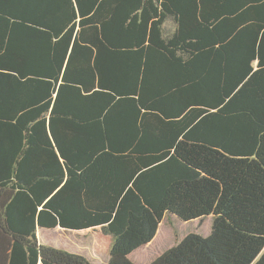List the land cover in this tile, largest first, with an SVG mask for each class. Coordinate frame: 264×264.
Here are the masks:
<instances>
[{
	"label": "trees",
	"instance_id": "obj_1",
	"mask_svg": "<svg viewBox=\"0 0 264 264\" xmlns=\"http://www.w3.org/2000/svg\"><path fill=\"white\" fill-rule=\"evenodd\" d=\"M167 215L211 233L150 264H264V0H0V264H135Z\"/></svg>",
	"mask_w": 264,
	"mask_h": 264
},
{
	"label": "rangeland",
	"instance_id": "obj_2",
	"mask_svg": "<svg viewBox=\"0 0 264 264\" xmlns=\"http://www.w3.org/2000/svg\"><path fill=\"white\" fill-rule=\"evenodd\" d=\"M173 28V22L168 21L166 24L167 31H171ZM213 225V217L209 216L204 221H190L183 222L176 217H165L154 240L144 246L140 251L131 256V260L135 264H150L155 257L157 258L166 250L170 249L181 241L187 234L196 232L202 236H208L211 233ZM160 238H158V234ZM38 238L41 243L58 249H64L72 253L81 254L87 257L94 264H106L109 260V254L106 252L108 240L103 236L93 233V230H87V232L66 231L60 228L53 230H40L38 232ZM158 238V239H157ZM165 238L169 244L166 248L156 253L155 257L147 263L141 261V257L145 253H149L153 248L157 247L159 241ZM136 255V256H135Z\"/></svg>",
	"mask_w": 264,
	"mask_h": 264
},
{
	"label": "crops",
	"instance_id": "obj_3",
	"mask_svg": "<svg viewBox=\"0 0 264 264\" xmlns=\"http://www.w3.org/2000/svg\"><path fill=\"white\" fill-rule=\"evenodd\" d=\"M196 221H197V220H196ZM56 229H57V228H56ZM60 229H61V228H60ZM40 230H44V229H39L38 232H40ZM54 230H55V229H54ZM54 230H53V231H54ZM62 230H64V229H62ZM48 231H49V230H48ZM81 232H82V231H81ZM38 239H39V238H38ZM39 241H40V240H39ZM141 249H142V248H141ZM139 251H140V250H139ZM155 258H156V257H155Z\"/></svg>",
	"mask_w": 264,
	"mask_h": 264
}]
</instances>
